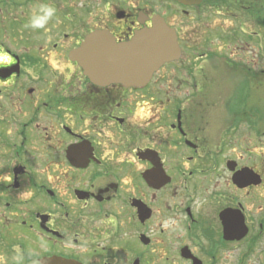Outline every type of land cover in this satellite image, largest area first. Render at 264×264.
<instances>
[{
  "label": "flooded vegetation",
  "instance_id": "1",
  "mask_svg": "<svg viewBox=\"0 0 264 264\" xmlns=\"http://www.w3.org/2000/svg\"><path fill=\"white\" fill-rule=\"evenodd\" d=\"M162 20L138 85L71 57ZM262 106L264 0H0V264H264Z\"/></svg>",
  "mask_w": 264,
  "mask_h": 264
},
{
  "label": "water",
  "instance_id": "2",
  "mask_svg": "<svg viewBox=\"0 0 264 264\" xmlns=\"http://www.w3.org/2000/svg\"><path fill=\"white\" fill-rule=\"evenodd\" d=\"M199 3L202 0H176ZM179 47L174 31L165 22L143 30L127 43L98 33L89 35L85 42L71 53L83 67L84 73L94 81L107 79L124 84H140L162 63L178 57Z\"/></svg>",
  "mask_w": 264,
  "mask_h": 264
},
{
  "label": "clouds",
  "instance_id": "3",
  "mask_svg": "<svg viewBox=\"0 0 264 264\" xmlns=\"http://www.w3.org/2000/svg\"><path fill=\"white\" fill-rule=\"evenodd\" d=\"M55 14V7L48 4H42L38 7V9L33 10L26 27H30L32 29H43Z\"/></svg>",
  "mask_w": 264,
  "mask_h": 264
},
{
  "label": "rangeland",
  "instance_id": "4",
  "mask_svg": "<svg viewBox=\"0 0 264 264\" xmlns=\"http://www.w3.org/2000/svg\"><path fill=\"white\" fill-rule=\"evenodd\" d=\"M248 54L250 55V53H248ZM262 108H264V106H262ZM229 252L233 256V258H235L236 257V253L241 252V247L230 246ZM230 262H231V264H235L233 259H231ZM235 262H237V261H235ZM245 264H254L253 257L250 256V257L246 258L245 259Z\"/></svg>",
  "mask_w": 264,
  "mask_h": 264
}]
</instances>
